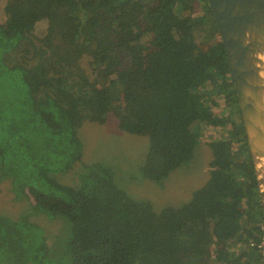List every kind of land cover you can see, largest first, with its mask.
<instances>
[{
  "label": "trees",
  "instance_id": "trees-1",
  "mask_svg": "<svg viewBox=\"0 0 264 264\" xmlns=\"http://www.w3.org/2000/svg\"><path fill=\"white\" fill-rule=\"evenodd\" d=\"M196 3L209 20L190 15ZM1 16L0 181L34 223L0 215V264H264L258 188L206 0H6ZM109 116L148 139L140 174L152 182L189 164L200 129L217 130L206 185L179 208L131 199L112 167L82 161L79 130ZM40 215L64 222L56 260Z\"/></svg>",
  "mask_w": 264,
  "mask_h": 264
},
{
  "label": "rangeland",
  "instance_id": "rangeland-1",
  "mask_svg": "<svg viewBox=\"0 0 264 264\" xmlns=\"http://www.w3.org/2000/svg\"><path fill=\"white\" fill-rule=\"evenodd\" d=\"M5 1L0 0V21L3 18L1 14ZM190 15L192 17L204 16L205 21L209 20L207 12L200 7L199 3L195 4ZM45 30V22L39 21L35 25V37H43ZM107 121L108 123L99 126L84 123L79 130L84 149L82 161L86 165L101 161L112 167L117 185L131 199L149 202L155 211L168 207L179 208L190 201L194 191L201 189L208 182L210 178L209 164L212 160V150L209 144L219 135L215 132L217 130L200 129L199 141L189 164L179 166L160 182H152L142 178L140 174V166L148 148V139L144 136L129 135L120 131L117 128V120H114L113 116H109ZM85 164L75 166L71 176L75 177L82 170L81 166ZM29 211L30 208L25 198H18L11 191L10 181L1 180L0 215L17 220L28 216ZM28 218L34 223L33 216H28ZM35 221L45 230L49 244L54 248L51 256L47 257L56 260L59 256L57 248L59 241H52V237L57 233L61 235L64 222L59 219L50 220L43 215H40V218H35ZM254 263L256 262L254 261ZM213 264L220 263L214 262Z\"/></svg>",
  "mask_w": 264,
  "mask_h": 264
},
{
  "label": "water",
  "instance_id": "water-1",
  "mask_svg": "<svg viewBox=\"0 0 264 264\" xmlns=\"http://www.w3.org/2000/svg\"><path fill=\"white\" fill-rule=\"evenodd\" d=\"M220 34L251 157L264 229V0H206Z\"/></svg>",
  "mask_w": 264,
  "mask_h": 264
},
{
  "label": "built area",
  "instance_id": "built-area-1",
  "mask_svg": "<svg viewBox=\"0 0 264 264\" xmlns=\"http://www.w3.org/2000/svg\"><path fill=\"white\" fill-rule=\"evenodd\" d=\"M261 228L263 229V226H261ZM256 248L264 256V239L259 244L256 245Z\"/></svg>",
  "mask_w": 264,
  "mask_h": 264
},
{
  "label": "bare ground",
  "instance_id": "bare-ground-1",
  "mask_svg": "<svg viewBox=\"0 0 264 264\" xmlns=\"http://www.w3.org/2000/svg\"><path fill=\"white\" fill-rule=\"evenodd\" d=\"M264 60V59H263ZM262 69H263V74H264V66H262Z\"/></svg>",
  "mask_w": 264,
  "mask_h": 264
}]
</instances>
